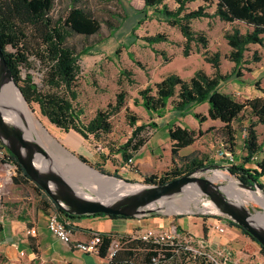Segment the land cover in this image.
<instances>
[{
	"label": "trees",
	"instance_id": "16d2710c",
	"mask_svg": "<svg viewBox=\"0 0 264 264\" xmlns=\"http://www.w3.org/2000/svg\"><path fill=\"white\" fill-rule=\"evenodd\" d=\"M191 1L193 0H174L175 6L170 8L162 0H142V7L137 10L140 16L136 23L139 24L141 19L153 14L167 24L175 26L183 37L182 55H187L191 46H196V50L210 64L212 71L206 73L202 68H196L186 78L173 71L167 72L158 80L138 88V97L134 98L133 101L137 103L139 99L138 103L147 112L156 115L164 112L167 100H169L172 109L180 112L186 111L192 104L206 101V114H199L198 112H191V114L200 121L206 117L220 121L218 126H210L209 128L212 132V140L218 142V148L230 154L232 161L219 164L226 166L229 172L241 181L247 184L257 182L262 187L259 177L264 173V143L258 140L256 127L258 124L264 125V87L259 88L263 92L260 95L240 98L233 93L219 90L218 85L220 81L225 80L230 75L239 78L242 69H249L247 63L257 61L260 58L256 49L250 50L249 44L262 43L264 0H200L201 2L195 7L189 8L187 3ZM51 3L52 0H0V49L13 79L17 82L15 75L17 65L28 67L27 54L34 53L40 59L45 70V82L56 92L47 94L39 92L38 85L31 81V75L27 72L25 81L32 84L30 100L37 103L39 113L57 128L63 131L73 130L83 138L91 135L98 139L102 134H106L111 127L109 116L124 106L131 129L124 142L116 148V152L119 153L121 162L126 161V158L134 155L136 150L146 141L148 138L146 130L155 124L153 121L135 123L137 117L133 112H128L124 104L125 90L122 88L115 92L112 102L107 101L104 107L96 108L93 114L83 121L81 117L82 108L73 102L76 97V90L73 87V74L78 70L75 61L82 54L87 53L90 47L84 46L75 51L71 47L65 46L63 42L70 32L91 34L97 31L99 21L79 6L69 8L64 16H59L54 21H50L46 13ZM209 7L212 9L209 10ZM199 17H217L220 21L229 23V26L222 30V37L227 45L223 57L232 62L227 72L220 70L221 54L217 49L210 50L208 48V38L204 30L194 29L190 25L192 18ZM34 27H38L42 34H35V37L40 39L35 40L34 49L31 50L27 43L28 29L31 31ZM141 38L150 45L153 51L157 50L152 46V43L167 40L166 34L159 31L142 35ZM6 45L10 47V50H6ZM159 53L163 60L168 59L164 51L161 50ZM136 63L142 65L139 61ZM132 73L128 68L119 70V75L125 77L128 83L134 81L131 76ZM234 120L238 123L245 122V125L242 126L244 154L238 162H233L236 145L235 128L232 124ZM166 132L171 141L169 147L171 165L159 175L143 174L144 181L161 183L198 166L205 165L203 163L207 160V158L204 159L205 156L200 157L195 153H178L181 147L190 144L195 139L197 134L194 129L171 123ZM6 158L15 165L16 174L11 177L12 181H29L40 193L36 207L45 213L54 210L60 217L79 216L61 210L44 190L27 176L10 152ZM79 158L86 160L81 155ZM205 163L212 165L218 162L207 161ZM245 163H249L251 166H244ZM97 167L104 171L100 166ZM96 214L104 213L96 212ZM226 220L229 225L238 227L242 233L255 240L242 227L229 219ZM203 230H205V226H203ZM100 234L101 242L98 245V254L102 255L110 241V233L100 232ZM128 236L129 234H124L121 239ZM148 246V243L140 239H129L117 251L115 259L118 264H126L129 260L144 258L149 252H152ZM259 246L264 255V247L260 244ZM141 247H147L148 250H141ZM206 264L213 263L207 262Z\"/></svg>",
	"mask_w": 264,
	"mask_h": 264
},
{
	"label": "rangeland",
	"instance_id": "374dc122",
	"mask_svg": "<svg viewBox=\"0 0 264 264\" xmlns=\"http://www.w3.org/2000/svg\"><path fill=\"white\" fill-rule=\"evenodd\" d=\"M162 1L170 8L175 6L174 0ZM200 2V0H193L187 3V6L193 8ZM73 6L81 7L90 16L95 17L99 21L97 31L91 34L70 32L63 42L65 46L71 47L75 51L84 46L90 47L87 53L82 54L75 61L78 70L73 74V87L76 90V97L73 102L82 108L81 117L83 121L87 120L96 108L104 107L107 101L112 102L115 92L122 88L125 90L124 104L128 112H133L137 117L135 123L153 121L155 124V126L150 127L149 135L147 134L148 137H151L146 142L145 147H142L141 153L143 155L140 158V162L133 163L132 159L133 165L129 169L126 168L128 170L123 173L124 177H136V173L139 172L159 175L167 170L171 162L166 128L169 124L176 121H180L182 125L189 126L192 118L199 124L202 123L203 127L200 129V133H196L194 141L187 146L181 147L180 152L184 154L195 153L200 157L205 156L204 159L207 158V160L203 161L204 164H206L205 162L208 161V158L219 162L220 159L217 155L218 142L209 138L208 134L203 133L208 124L205 122H208V120L200 121L189 113L171 116L168 114L170 112H163L160 115H156L147 112L138 103L139 99L137 103L133 101L134 98L138 97L137 89L147 83L150 84L158 80L161 71L174 70L173 72H176L180 76L187 77L196 68L206 67V61H204L200 52L196 50V46H191V50L187 55H182L183 37L178 29L153 14H149V17L141 19L139 24L136 23L140 16L137 10L142 7V0H52L51 6L46 13L47 17L50 21H54L57 17L64 16L69 8ZM208 9L211 10L212 7ZM190 25L194 29L204 30L208 38V48L210 50L217 49L221 54L220 70L227 72L230 63L223 57L227 47L222 37V30L227 28L229 23L220 21L217 17H199L192 18ZM156 31L165 33L167 40L152 43V46L157 50L153 51L141 36L152 34ZM28 34L27 43L32 50L34 49L35 40L40 39L36 38L35 34L40 35L42 32L38 27H34L31 31L28 29ZM6 50H10L8 45H6ZM161 50L168 56L167 60L162 59L159 53ZM27 60L28 67L17 65L15 73L17 82L15 81V83L17 86L19 85L18 89L30 110L27 109L32 112L31 115L39 124V130H37L38 138L44 143L52 156L58 159L61 156L71 157L85 169H89L105 179L110 180L111 178L110 176L98 173L97 166H100L109 174L120 176L116 167L121 163V158L119 153L116 152V148L124 142L131 129L127 121L124 106L109 116L111 123L110 130L106 134H102L98 139L93 138L91 135L83 138L73 130L63 131L49 122L44 115H41L37 103L30 100L29 96L32 95L30 88H32V84L25 81L27 72L31 75V81L38 85L39 92L47 94L56 92V90H52L45 82V70L41 65L40 59L34 53H29L27 54ZM136 61H139L142 65L137 64ZM262 66L264 67L263 64ZM121 68H128L133 72V75H131L134 79L133 82L128 83L125 77L119 75ZM241 78L238 80L233 75H230L225 80L220 81L218 88L234 94L239 92L242 95H250V92L254 89L258 88L257 90L260 92L259 88L264 87V69L256 67L253 72L241 75ZM238 96L240 98L243 97ZM199 113L201 114V112ZM232 124L235 131L241 132L245 122L238 123L234 120ZM256 128L258 140L264 143V125L259 124ZM67 137H70V139ZM242 139L239 134L235 137L234 157H236V161L244 154ZM79 155L83 156L86 160L82 161ZM235 160L233 158V162ZM6 168L0 169V177L6 178L8 173H10V177L16 174L15 170L12 172V169H15L14 166L7 165ZM215 170L227 173L233 179V176L223 168L197 170L195 174L204 175L217 184L226 182L227 178L224 177L212 179L216 174L213 173ZM76 176L80 179V184L86 186L92 184L91 180L82 179L79 174H76ZM129 180L135 181V183H145L142 177H138L137 180ZM260 181L264 189V175L260 177ZM97 185L102 186L103 183L99 182ZM234 187L239 188L235 185ZM231 199L234 198L231 197ZM242 204L249 210L259 208V205L248 197ZM160 208L161 211L159 212L161 215H164L162 213L165 212L170 215L190 214L202 218L212 216L211 213L196 209L191 202L185 200L164 202ZM190 210L193 212H190ZM173 211H178L179 213L174 214ZM263 211L264 208L257 212ZM154 215L152 214V216ZM172 222L175 223L174 220ZM217 223L220 224L219 222ZM236 228L240 231L238 227Z\"/></svg>",
	"mask_w": 264,
	"mask_h": 264
},
{
	"label": "crops",
	"instance_id": "0c3cea01",
	"mask_svg": "<svg viewBox=\"0 0 264 264\" xmlns=\"http://www.w3.org/2000/svg\"><path fill=\"white\" fill-rule=\"evenodd\" d=\"M249 48L250 50L256 49L260 55V58L257 61L247 63L246 65L249 67V69H242L241 75L253 72L256 67L259 69H264L262 66V64L264 65V35L261 44L250 43ZM229 63L230 68L232 62L229 61ZM205 64L206 67L201 68L206 73H210L212 71L210 64L208 62H205ZM170 71L174 70L161 71V75L158 78ZM241 75L239 78H237L238 80L242 79ZM257 89H254L252 92H250V95H242L239 94V92L233 94L235 96L240 95L243 97H250L263 93L261 90L259 92ZM206 109L207 102L203 101L192 104L186 111L180 112L179 110L172 109L169 100H167L164 112H170L168 114L171 116L184 115L185 113L191 114V112H201V114H206ZM203 120H208V122H205L208 124L205 127V130L203 129V133L208 134L209 138L213 139L211 129L209 128L210 126H218L220 121L218 119H211L209 117H206ZM172 123L181 127L194 129L197 134L203 127L202 123L199 124L193 118L189 126L182 125L180 121ZM243 132V130H241V132L235 131V137L237 134H239V136L243 138ZM150 137H148L146 141L136 150L134 155H132L133 163L140 162V158L143 155V153H141V150L143 149L142 147H145V144L149 141ZM68 139H70V137ZM168 141L170 147L171 141L169 139ZM178 153L184 154L180 152V149L178 150ZM235 159L236 157H234V160ZM239 160L240 158L237 161L235 160V162H238ZM208 162L217 161H213L208 158ZM218 163L221 162L219 161ZM244 166H251V164L245 163ZM126 168V161H122L119 166L116 167L117 172H119L120 176L123 178L137 180L138 177H142L143 174H145L139 172L135 175L137 178L134 176V178L124 177L123 173H125L127 170ZM14 170L15 169H12V172H14ZM263 175L264 173L260 175V177ZM11 177L3 181L6 184H4L5 191L2 194L0 202V210L4 214L3 218L0 219V264H96L97 258L95 254L91 252H80L79 250L71 248L68 246V244L56 238L46 228L45 212L36 207V202L40 197V193L37 192V190L29 181L13 182ZM260 177L259 182L261 183ZM159 214L160 215H143L139 217H112L107 214L94 213L88 215L72 216L67 219L69 221L71 236L80 240L88 238L94 232L127 234L142 225L167 226L170 221L174 220L178 228L188 231L194 235H202L212 243L218 242L219 244H222L224 248L230 252V258L236 264H264V255L260 251L258 242L238 231L234 225H229L227 220L222 217L217 216L216 218V216H206L202 218L190 214L170 215L166 214L165 212L162 213L164 215H161V213ZM215 225H222L223 231L218 232ZM203 226H205V230H203ZM28 228H33L34 233H28L26 231ZM20 252L22 253L20 254Z\"/></svg>",
	"mask_w": 264,
	"mask_h": 264
},
{
	"label": "water",
	"instance_id": "95a60500",
	"mask_svg": "<svg viewBox=\"0 0 264 264\" xmlns=\"http://www.w3.org/2000/svg\"><path fill=\"white\" fill-rule=\"evenodd\" d=\"M7 82H10L21 95L0 49V91ZM0 142L15 157L16 162L27 176L40 186L61 210L68 214L88 215L98 212L139 217L159 214L160 207L164 202L185 200L191 202L196 209L202 212L233 221L264 247V228L255 225L251 219L252 214L263 210V206L254 201L259 205V208L249 210L242 204L246 200H240L224 192L222 185L232 184L244 191L264 196L263 187L259 186L257 182L247 184L241 181L222 164L201 165L161 183L144 180L145 183H135V181L98 169V173L110 176L120 184L99 186L98 183L92 182L86 186L79 183L80 179L75 173H72L70 168H65L63 171L71 177V181L66 178V175H61L46 167L41 159L40 148L35 136L28 133L23 126L7 122L4 119L1 103ZM208 168H223L233 176V179L220 170L213 172L226 174L224 178H227V181L220 184L214 183L204 175L195 174L197 170L202 171ZM125 184H137L138 186L125 190ZM230 196L234 199H231ZM193 197L196 198L195 201H193ZM190 212L193 211L190 210ZM227 253L230 256V252L227 251ZM96 264H98V260H96Z\"/></svg>",
	"mask_w": 264,
	"mask_h": 264
},
{
	"label": "built area",
	"instance_id": "2783aa9c",
	"mask_svg": "<svg viewBox=\"0 0 264 264\" xmlns=\"http://www.w3.org/2000/svg\"><path fill=\"white\" fill-rule=\"evenodd\" d=\"M150 128L146 130L149 134ZM7 149L0 142V169L7 165H15L6 158ZM217 155L221 163H230L232 158L230 154L217 149ZM132 156L126 158L127 168H131ZM221 159L223 161H221ZM7 169V168H6ZM127 169V170H128ZM10 177H0V202L5 191L3 181ZM176 214V212H174ZM3 212L0 210V219L3 218ZM46 228L60 241L68 244L71 248L83 252H91L96 255L98 264H118L115 259L117 251L129 239H140L148 243L152 252L146 257L129 260L126 264H236L231 260L227 250L218 242H211L204 236L194 235L188 231L178 228L177 224L170 221L167 226H140L134 231L127 233L128 237L121 239L124 234H114L109 232L110 241L102 255L98 254V245L101 242V234L94 232L84 240L76 239L71 236L69 221L65 217L50 210L45 213ZM218 232L223 231L222 225H215ZM28 233H34L33 228L26 229ZM147 247H141V250H148ZM22 252H20L21 254Z\"/></svg>",
	"mask_w": 264,
	"mask_h": 264
},
{
	"label": "bare ground",
	"instance_id": "6f19581e",
	"mask_svg": "<svg viewBox=\"0 0 264 264\" xmlns=\"http://www.w3.org/2000/svg\"><path fill=\"white\" fill-rule=\"evenodd\" d=\"M0 103L2 105V112L4 115V119L7 122H14L18 125H21L25 128L28 133L34 134L36 141L40 148V156L44 163V165L48 168H51L55 172H58L61 175H66V178L71 181V177H69L64 171V168H70L72 173L79 174L82 179L91 180L92 182L99 183L102 182L105 185H117L120 184L118 181H114V179H105L99 176L97 173L90 171L89 169H85L81 166L75 159L71 157H62L55 158L49 152L44 143L38 138L37 130H39V124L34 120L31 115L32 112L29 111L27 103L23 100L21 95L16 91V89L12 86L10 82H7L3 85L0 91ZM29 110H28V109ZM60 161V162H59ZM63 165V166H61ZM85 166V165H84ZM64 170V171H63ZM216 173V174H215ZM214 177L212 179H220L222 177H226L224 173L215 172ZM68 176V177H67ZM78 178V177H77ZM213 181V180H212ZM6 184L5 182L2 183ZM137 184H125L124 189L129 190L137 187ZM222 190L229 195L238 198L240 200H246V198H250V200L258 202L264 208V196L252 193L250 191H244L242 189L235 188L232 184L222 185ZM194 198V197H193ZM196 199V198H194ZM193 199V201H195ZM252 222L255 225L264 228V211L257 212L256 214H252L251 216Z\"/></svg>",
	"mask_w": 264,
	"mask_h": 264
},
{
	"label": "flooded vegetation",
	"instance_id": "af4514ba",
	"mask_svg": "<svg viewBox=\"0 0 264 264\" xmlns=\"http://www.w3.org/2000/svg\"><path fill=\"white\" fill-rule=\"evenodd\" d=\"M217 217V216H216Z\"/></svg>",
	"mask_w": 264,
	"mask_h": 264
}]
</instances>
